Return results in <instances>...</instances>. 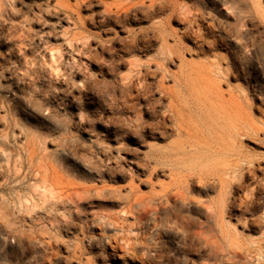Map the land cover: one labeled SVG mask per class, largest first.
Returning a JSON list of instances; mask_svg holds the SVG:
<instances>
[{"label":"rangeland","instance_id":"1","mask_svg":"<svg viewBox=\"0 0 264 264\" xmlns=\"http://www.w3.org/2000/svg\"><path fill=\"white\" fill-rule=\"evenodd\" d=\"M191 71L213 124L189 122L225 154L193 164L241 161L227 198L264 196V0H0V264H232L212 251L219 188L166 204L170 167L150 163L179 139L170 89ZM263 215L225 218L251 247Z\"/></svg>","mask_w":264,"mask_h":264},{"label":"bare ground","instance_id":"2","mask_svg":"<svg viewBox=\"0 0 264 264\" xmlns=\"http://www.w3.org/2000/svg\"><path fill=\"white\" fill-rule=\"evenodd\" d=\"M163 40L162 53L172 52L173 48L167 43L165 38ZM192 74H194L193 71L181 75V78L175 82V89H170L169 107L172 110L174 120L172 131L179 138L178 141L174 145V148L171 149L152 146L149 154L150 163L154 166L155 172L159 168L170 167L169 171L167 170V172L164 171L163 173V176L169 178V183L162 184L164 189L162 199L166 204L172 201L195 203V200H191L187 195L193 194L199 188L206 189L209 185L218 187V198L210 200L207 206V217L214 219L215 226L219 231V238L211 242L213 253L216 256L228 255L229 261L232 264H264V242L250 241L251 247L241 244L237 238L235 239L234 236L237 233H235L225 218L226 214L237 210L240 212L248 210L255 213L256 207L264 203V196H258V193L254 192V188L251 189L249 194L244 193V196L240 197L239 203H236L235 200L230 201L227 198L226 195L229 193L228 188L231 187L230 179L241 169V161L222 164L219 167L211 169L193 164L195 160L204 159L213 154L216 156H223L225 154L219 148V145H222L221 141L216 136L209 134L210 127L204 126L207 135L211 137V142L207 140L208 138L203 131L197 130L189 122L190 115L198 114L205 118V124L209 126L213 124L206 110L209 103L207 99L200 96ZM210 91L212 92V98L222 103H229V100L224 98L222 92L217 95V92H214L212 88H209L208 92ZM220 121H223V125L227 126L229 124L231 128L243 133L246 132L248 125L247 117L244 113L234 116L233 113L225 111ZM107 161L109 163L111 161L117 163L116 157H110ZM204 165H207V163ZM127 168L131 169L132 167L127 165ZM249 172L252 173L251 171ZM187 184L192 188L191 190H189ZM108 192L107 195L113 199L123 198L119 189H113ZM236 193L239 194L238 192ZM1 207L7 209L9 205L4 201L1 203ZM258 219L259 224L262 223L264 227V215ZM262 234L264 235V230Z\"/></svg>","mask_w":264,"mask_h":264}]
</instances>
